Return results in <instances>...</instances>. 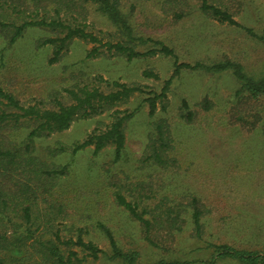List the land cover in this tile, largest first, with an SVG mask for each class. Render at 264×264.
<instances>
[{
  "label": "rangeland",
  "instance_id": "rangeland-1",
  "mask_svg": "<svg viewBox=\"0 0 264 264\" xmlns=\"http://www.w3.org/2000/svg\"><path fill=\"white\" fill-rule=\"evenodd\" d=\"M117 1L130 20L133 36L167 45L180 62L207 65L226 58L241 64L254 77L264 72V44L239 28L199 14L195 0H183L189 8L178 20L173 17L176 4L169 0ZM218 2L214 0L215 4ZM223 3L240 25L264 33V0H223ZM85 7L88 30L95 34L102 32L98 35L102 42H117L120 35L110 21L93 5ZM46 36L50 34L45 30L30 28L11 46L0 39V87L22 102L34 99L49 102L54 97L61 100L65 95L63 89L91 83L98 77L108 82L136 84L158 93L172 72L171 60L161 54L127 61L103 47L101 56L86 59L93 44L77 39L69 44L58 62L48 64L52 48L37 47L38 41ZM145 69L157 73L159 79L142 77ZM95 84L108 90L104 83ZM236 87L228 72L186 71L173 81L167 94V111L157 113L156 117L166 118L171 125L174 155L180 162L176 174L154 170L140 162L150 127L146 105L125 124L126 156L122 161L113 164L110 150L93 157L90 149L74 156L64 154L55 160L56 164L68 165L67 176L58 182L64 198L71 203L68 213L74 220L80 216L86 220L81 226L88 228L89 238L99 248L107 250L105 241L93 228L96 220L108 225L124 251L137 253L136 264H156L162 260L209 264L211 251L205 248L207 243L264 251V129L249 132L237 125L229 127L225 111ZM204 97L214 104L213 109L200 113L193 124L184 125L177 117L180 101L185 100L191 109L197 110L196 104ZM142 99L143 95L135 94L116 109L134 110ZM261 114L264 117V110ZM109 120L108 114H103L76 121L67 130L39 142L44 147L55 142L70 145L85 138L98 122L105 124ZM116 173L118 179L125 174L129 182L144 181V192L159 191L160 197L165 195L182 205L192 198L197 200L203 212L202 241L194 239L192 227L186 225L171 244L161 241L164 249L148 245L139 225L114 204L113 190L106 187L110 175ZM83 264L124 263L100 257L95 261L89 258ZM214 264L237 263L223 259Z\"/></svg>",
  "mask_w": 264,
  "mask_h": 264
},
{
  "label": "trees",
  "instance_id": "trees-1",
  "mask_svg": "<svg viewBox=\"0 0 264 264\" xmlns=\"http://www.w3.org/2000/svg\"><path fill=\"white\" fill-rule=\"evenodd\" d=\"M195 1L199 14L239 28L246 36L264 44V33L258 34L236 22L223 0L216 4L214 0ZM169 2L176 4L173 11L176 20L189 8L183 0ZM85 4L93 5L110 21L120 35L117 42H102L98 36L102 32L95 34L88 30ZM30 28L50 34L37 43L38 48H52L48 64L58 62L69 44L77 39L93 44L86 52V59L101 56L103 47L127 61L161 54L171 60L172 72L158 93L136 84L108 82L98 77L91 83L63 89L65 95L61 100L54 97L49 102L36 99L22 102L0 87V264H83L89 258L95 261L100 257L136 264L137 253L124 251L106 223L96 220L93 227L106 243L107 250H103L89 238L88 228L81 226L86 220L82 216L77 220L71 217L68 213L71 203L58 186L59 180L68 174V165L56 164L55 160L64 154L74 156L90 149L93 157L110 150L113 164L122 161L126 156L125 124L146 105L151 121L140 162L151 169L176 174L180 162L174 155L171 125L166 118L156 117L157 113L167 111V94L173 81L186 71L228 72L237 84L225 111L228 125L253 132L264 129L261 114L264 110V72L254 77L247 74L241 64L226 58L207 65L180 62L167 45L133 36L130 20L117 0H0V39L6 45H13ZM142 77L159 79V75L149 69L142 71ZM95 83L106 84L108 90H101ZM135 94L143 95L138 107L131 111L116 109L127 104ZM195 107L197 110L191 109L185 100L180 101L177 117L184 125L193 124L196 116L210 112L214 104L204 97ZM103 114H108L109 122H98L81 141L70 145L55 142L46 147L39 142L67 130L76 121ZM117 176L118 173L111 174L106 187L113 190L114 204L139 225L148 245L164 249L161 241L171 244L186 225L192 227V237L202 241L203 212L197 200L192 198L182 205L176 199L160 197L159 191L144 192V181L132 183L125 174L120 179ZM162 231L164 235L160 234ZM205 248L211 251L209 264L223 259L237 264H264V251L213 243L205 244ZM156 264L193 263L162 260Z\"/></svg>",
  "mask_w": 264,
  "mask_h": 264
}]
</instances>
